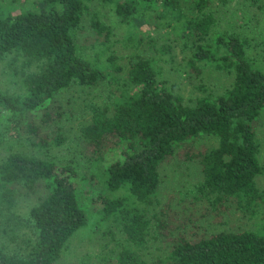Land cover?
Wrapping results in <instances>:
<instances>
[{
  "label": "trees",
  "instance_id": "16d2710c",
  "mask_svg": "<svg viewBox=\"0 0 264 264\" xmlns=\"http://www.w3.org/2000/svg\"><path fill=\"white\" fill-rule=\"evenodd\" d=\"M214 1L0 0V66L20 87L0 90V264H88L74 244L84 238L71 241L89 224L90 201L99 218L88 235L110 251L105 264H264V0H246L243 26L231 31H214ZM164 25L190 51L183 70L196 98L166 76L175 46L153 34ZM205 66L230 77L223 91L202 81ZM74 86L108 91L87 105L79 156L15 150L20 132L44 151L67 143L47 106ZM172 161L178 189L159 205ZM233 211L252 226L209 231ZM155 243L163 253L153 261Z\"/></svg>",
  "mask_w": 264,
  "mask_h": 264
},
{
  "label": "rangeland",
  "instance_id": "374dc122",
  "mask_svg": "<svg viewBox=\"0 0 264 264\" xmlns=\"http://www.w3.org/2000/svg\"><path fill=\"white\" fill-rule=\"evenodd\" d=\"M247 3L248 2L246 0H215L212 5V11L217 18L218 23L215 26L214 31H231L234 30L235 27L243 26L245 12L248 7ZM111 17V21L114 24L118 23L119 18L115 16ZM156 29V31H153V34L159 37L160 41H163L166 37L170 40L172 45L175 46L176 66L173 68L168 65L166 68V76L180 85V90L186 97V99L190 97L196 98L197 96L202 95V92L200 90H197L194 84L190 83L186 79L187 74L183 69H185V59L190 55V51L182 49L181 44L183 42H179V35L168 29L166 25H164L162 28L158 27ZM92 34L93 33L91 32L90 35ZM86 35H88V33H86ZM124 37L125 30L123 31L122 29H117L114 39L117 40V49L119 52L123 50L122 44L119 41ZM122 54H125V51ZM4 64L0 66V90H12L19 92V85L14 84L12 78L9 76L8 68ZM202 81H204L212 91L219 93L220 91H223L224 88L230 83V77H228V75L224 73H221L220 71L213 69L210 66H205L202 74ZM107 93L108 91L105 87H97L95 90H90L89 88L74 86L73 88L64 91L59 96H57L56 99L53 100V103L50 105V107L48 105L47 108L48 110L57 111L60 115L59 122L52 124L51 127L61 124L62 128L65 130L64 133L68 136L67 143L59 147L53 146L52 148L47 149V151H44L33 146L29 141H27L26 138L28 137V135L25 132H20V135L17 136L15 140H13L16 143L21 144L17 145V148L15 147V150H21L32 154H40L43 157L55 158L59 160H70L74 159L75 156H79V146L78 141H76V134L79 125L84 122L85 117L88 115L86 113V109L88 108L87 105L90 104L91 100H93L94 102L101 101L102 98H106ZM44 112L45 111L40 110L37 113H41L42 116ZM41 116L37 118V120H35V124L43 128ZM29 120L34 119L33 117H31L26 122H28ZM259 124V135L263 145L261 159L264 162V113L262 114V119H260ZM15 135H17V133ZM7 152L8 150H6L4 147L0 149V153H3L4 155H6ZM176 165L177 164L172 161L170 163H166L161 169L162 177L165 179V182L161 188V193L158 195L160 199L159 205L161 203H165L168 200V196L172 195L178 189V187L174 189ZM181 168L182 167H180L179 170H181ZM96 183L97 184H90L87 187H90L91 189H98L101 185L98 181ZM259 185L261 188H264V177L260 178ZM90 202L91 204H89L88 208H85L87 216L89 218V224L83 230V232L81 230L77 233V235L72 239L71 244L76 237L81 236L82 238H84L83 240L80 239V241L76 240L74 242V244H78L79 254L77 255H89V257L86 258V261H89L88 264H105L110 261V251H106V249L102 248V240L98 232L88 235L89 233H92V230L96 228L95 225L99 218L97 209H95L97 205H95V203L92 201ZM33 203V196L23 197L20 199L19 209H21V211H25ZM209 221L210 220L205 219L204 225L210 226L208 223ZM251 226L252 222L249 220V218L243 216L241 213L233 211L226 217V223L223 226L212 224L209 231H211V229L214 230V228L241 230L248 229ZM161 245V243L150 245V250L147 253H149L148 257L151 260L155 259L156 256H159L163 253V248L161 247ZM99 254L104 255L98 256ZM67 262V260H63V264H66Z\"/></svg>",
  "mask_w": 264,
  "mask_h": 264
}]
</instances>
